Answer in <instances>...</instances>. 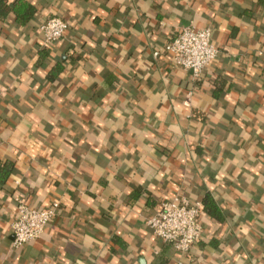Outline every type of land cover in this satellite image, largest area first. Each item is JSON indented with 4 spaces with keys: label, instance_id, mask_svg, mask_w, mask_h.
Here are the masks:
<instances>
[{
    "label": "crops",
    "instance_id": "crops-1",
    "mask_svg": "<svg viewBox=\"0 0 264 264\" xmlns=\"http://www.w3.org/2000/svg\"><path fill=\"white\" fill-rule=\"evenodd\" d=\"M2 2L0 264H264V0ZM184 26L219 48L197 76L153 56ZM180 193L202 203L185 252L148 224ZM16 195L60 203L20 248Z\"/></svg>",
    "mask_w": 264,
    "mask_h": 264
},
{
    "label": "built area",
    "instance_id": "built-area-1",
    "mask_svg": "<svg viewBox=\"0 0 264 264\" xmlns=\"http://www.w3.org/2000/svg\"><path fill=\"white\" fill-rule=\"evenodd\" d=\"M68 27V21L61 16L46 18L40 25L44 45L58 42ZM162 51L172 56L175 67L190 70L197 76L216 59L219 48L213 43L210 28L184 26L175 38L155 50L153 56L157 58ZM259 53L264 55V50ZM14 197L16 218L12 223V247L20 248L42 237L46 226L56 217L60 203L55 200L51 206L40 209L28 204L20 195ZM201 205V201L192 202L188 196L180 193L171 200H164L161 208L148 219V224L153 233L171 243L177 251H188L203 234Z\"/></svg>",
    "mask_w": 264,
    "mask_h": 264
},
{
    "label": "trees",
    "instance_id": "trees-1",
    "mask_svg": "<svg viewBox=\"0 0 264 264\" xmlns=\"http://www.w3.org/2000/svg\"><path fill=\"white\" fill-rule=\"evenodd\" d=\"M0 4H3L2 0H0ZM28 9H29V11L34 10L33 7H31V6L29 7V4H27L25 1H23V2L19 3L18 8L16 9V13H20L21 11H22V13H25Z\"/></svg>",
    "mask_w": 264,
    "mask_h": 264
}]
</instances>
